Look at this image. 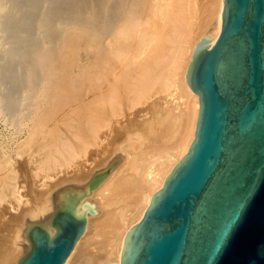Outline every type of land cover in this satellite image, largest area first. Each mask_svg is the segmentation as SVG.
<instances>
[{
	"label": "bare ground",
	"instance_id": "6f19581e",
	"mask_svg": "<svg viewBox=\"0 0 264 264\" xmlns=\"http://www.w3.org/2000/svg\"><path fill=\"white\" fill-rule=\"evenodd\" d=\"M216 1L208 45L221 31L224 0ZM202 5L0 0V112L15 129L0 146V196L18 205L0 221V264H18L28 228L58 210L86 221L64 264H120L127 233L195 138L200 103L186 75ZM180 91L186 102L176 100ZM173 144L150 171L138 162L143 150ZM17 162L35 173L32 182L18 179Z\"/></svg>",
	"mask_w": 264,
	"mask_h": 264
},
{
	"label": "water",
	"instance_id": "95a60500",
	"mask_svg": "<svg viewBox=\"0 0 264 264\" xmlns=\"http://www.w3.org/2000/svg\"><path fill=\"white\" fill-rule=\"evenodd\" d=\"M212 39L195 44L186 75L199 96L195 138L120 264H264V0H224ZM85 229L56 211L28 228L18 264H64Z\"/></svg>",
	"mask_w": 264,
	"mask_h": 264
},
{
	"label": "rangeland",
	"instance_id": "374dc122",
	"mask_svg": "<svg viewBox=\"0 0 264 264\" xmlns=\"http://www.w3.org/2000/svg\"><path fill=\"white\" fill-rule=\"evenodd\" d=\"M216 0H203V5H202V11H201V13H199L200 14V19H201V21L203 22V24H200V26L199 27H197L196 29H195V40H199L200 39V37H202V36H204L205 34H203L204 33V30H206V28H207V24L205 23V21H206V16L209 14V13H215V11H216ZM199 21V20H198ZM199 37V38H198ZM5 81H7V80H5L4 79V81L2 82V85H3V87L6 89L7 87L6 86H8L9 85V83H8V81L7 82H5ZM173 96L175 97V95L172 93V95L170 96V97H167V102L169 103L168 104V106H173L174 105V100H173ZM177 97H178V99H177ZM176 100L177 101H180L181 103L182 102H184L185 100H186V97H185V94L183 93V92H179L178 94H177V96H176ZM186 102V101H185ZM183 105V104H182ZM185 105V104H184ZM178 111H180V109L178 108ZM5 117L4 116H2L1 115V112H0V146L2 147V145H4V144H8L9 142H10V140L12 139V137H13V135H14V133L13 132H15V129H14V125H12L10 122H9V120H7L6 118L4 119ZM4 126H5V128H4ZM192 131V130H191ZM191 131H190V129L187 131V133H186V135H184V137H183V139H182V141H181V143H183L184 141H185V143L186 142H188V140L190 139V134H191ZM179 135H180V132H179ZM179 135H178V137L177 138H179ZM0 147V148H1ZM129 150V149H128ZM133 150H131L130 152H132ZM177 151V145H175L174 146V144L173 145H168V148H166V149H163V150H161V152H159V153H151V151L150 150H143V153L142 154H140L138 157H139V163L140 164H143V165H146L145 167L147 168V171H150L151 170V161H154L155 159H157V158H159V154H170V153H175ZM163 152V153H162ZM149 157H152V160H149ZM19 159H21V158H19ZM147 159V160H146ZM21 161V160H20ZM102 164H104V163H102ZM101 164V166H103ZM15 165H16V171H17V176L19 177L20 176V178H18L20 181H25V179L28 177V174L30 173V178H34L35 179V173L34 172H31V170H30V168L28 167V169L30 170V172H28L29 170L27 169V167H26V170H24L25 169V165H21V167L20 168H23L24 167V169H23V171H22V169H18L17 168V166L19 167L20 165H19V162H17V163H15ZM119 165V163H116V164H114V168H116L117 166ZM102 168H104V167H102ZM98 169V168H97ZM22 171V172H21ZM22 173V174H21ZM24 173H26V174H24ZM28 173V174H27ZM20 174V175H19ZM25 177V178H24ZM22 178V179H21ZM30 178H27V181L29 182V180H31ZM33 179V180H34ZM30 182H32V180L30 181ZM29 182V183H30ZM25 185H26V183H25ZM26 189V188H25ZM24 189V190H25ZM0 191H1V188H0ZM1 193V192H0ZM24 193H25V195H26V199L27 198H30L29 197V193H26V191H24ZM28 196V197H27ZM9 199H11V197L9 198ZM26 199H25V201H26ZM11 203H8L7 201H4V200H2L1 199V196H0V215H1V217H0V221L2 222V220L3 221H5L4 219H6V218H8L5 222H7V221H9V219H10V217H8L9 215L11 216L12 214H14L13 212H17V207H18V205H16V203H12V205H14V207L12 208V207H10L11 205H10ZM29 204V203H28ZM23 205H25V203H23ZM19 207H21V206H19ZM4 208V209H3ZM12 208V209H11ZM5 209H7V210H5ZM1 211H2V213H1ZM7 211V212H6ZM8 211L10 212V213H8ZM3 212H4V215H3ZM5 212H6V214H5ZM8 213V214H7ZM12 213V214H11ZM4 216H7V217H5L4 219H1V218H3ZM3 224V223H2ZM2 224H0V226L2 225Z\"/></svg>",
	"mask_w": 264,
	"mask_h": 264
}]
</instances>
